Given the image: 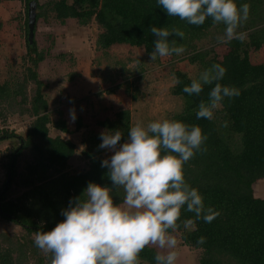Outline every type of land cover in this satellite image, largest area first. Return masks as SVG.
I'll use <instances>...</instances> for the list:
<instances>
[{
    "label": "trees",
    "instance_id": "16d2710c",
    "mask_svg": "<svg viewBox=\"0 0 264 264\" xmlns=\"http://www.w3.org/2000/svg\"><path fill=\"white\" fill-rule=\"evenodd\" d=\"M19 1L23 5L19 28L25 36L28 65L24 74L9 69L0 80V117L16 113L32 120L23 135L7 129L0 134V143L11 138L19 142L4 162L0 218L19 224L27 233L11 237L0 233V264H50L51 254L35 247L31 234L47 231L61 221L62 209L90 181L111 186L107 169L100 166V133L119 129L123 143L131 127V114L128 109H119L112 117L99 120L97 126L101 130L91 132L83 142L81 155L88 160L87 168L77 173L68 171V160L76 147L70 139L49 135L50 124L61 132L69 129L62 117L51 118L38 73L45 55L37 49L34 36L32 43L28 42L27 0ZM237 2L250 5L249 18L238 29L247 32V37L243 42L218 43L216 37L223 33L222 24H214L210 18L200 26L188 24L168 16L156 0H35L33 34L40 20L47 23L51 19L64 25L70 19L83 27L95 22L99 29L96 45L102 51L124 45L140 47L149 56L155 39L151 26L185 33L183 39L168 38L185 49L182 54L169 57L188 60L196 70L193 75L178 68L173 70L170 93L181 100V107L168 119L198 125L206 135L202 150L184 165V174L186 181L202 194L205 206L220 213L211 223H205L181 210L175 232L183 244L200 251L197 264H264V197L255 196L253 190V184L264 179V63H253L250 58L251 52L264 47V0ZM2 26L0 19V29ZM220 46L224 47L221 55L216 50ZM213 63L227 69L220 83L235 86L240 95L226 98L214 110L212 120H197V105L201 100L207 101L212 85H205L198 96H189L182 88ZM29 83L34 84L31 93L27 90ZM123 86L130 93L132 83L126 80ZM135 97L132 94V99ZM75 127H81L79 118ZM20 156H25V163L19 171ZM12 184L23 192L9 199L7 192ZM122 196V190L119 195L113 193L114 203H120ZM188 219L193 223L186 228L184 221ZM201 236L206 238L202 245L197 243ZM156 252L154 247L146 246L139 253V264H155Z\"/></svg>",
    "mask_w": 264,
    "mask_h": 264
},
{
    "label": "clouds",
    "instance_id": "9594fccd",
    "mask_svg": "<svg viewBox=\"0 0 264 264\" xmlns=\"http://www.w3.org/2000/svg\"><path fill=\"white\" fill-rule=\"evenodd\" d=\"M168 16L200 26L210 18L224 26L218 43L245 41L247 32L238 29L248 20L250 5L237 0H156ZM154 35L150 60L180 55L185 49L175 39L185 33L164 26L150 27ZM226 67L213 63L191 78L182 91L199 95L212 85L207 101L197 105L196 118L212 120L214 110L223 101L240 95L235 86L221 84ZM179 83V81H177ZM75 119V113H70ZM122 132L102 130L99 148L112 154L101 161L111 186L89 182L82 192L70 198L62 209L63 219L47 231H36L34 246L51 254L50 264H139V253L148 245L160 249L155 264H176L175 232L181 210L193 213L197 220L211 223L220 213L206 207L202 194L185 179L184 165L194 157L207 139L198 125L177 119L136 123L121 143ZM123 196L114 203L113 193ZM192 219L184 221L187 228ZM205 237L198 238L203 244Z\"/></svg>",
    "mask_w": 264,
    "mask_h": 264
},
{
    "label": "rangeland",
    "instance_id": "374dc122",
    "mask_svg": "<svg viewBox=\"0 0 264 264\" xmlns=\"http://www.w3.org/2000/svg\"><path fill=\"white\" fill-rule=\"evenodd\" d=\"M22 10L19 0L0 2V19L3 22L0 29V80L9 69L24 74L28 65L25 36L19 28ZM41 21L34 32V40L37 49L45 55L38 67L42 91L48 100L51 118L62 117L69 129V132H61L50 124L49 135H59L74 142L76 149L68 160L70 173L87 168L88 160L81 155V150L89 134L101 130L97 126L99 120L112 117L119 109H128L132 127L136 123L146 125L153 120L168 119L180 109L181 100L170 93V87L174 84L175 68L189 75L195 73L196 66L188 60L159 57L153 61L142 48L124 45H113L102 51L96 45L99 29L95 22L83 27L70 19L64 25L51 19L47 23ZM216 50L221 55L224 47H217ZM250 58L253 63H264V47L251 52ZM126 80L132 83L130 93H126L123 86ZM33 87L34 84H28L29 93ZM132 94L135 99H132ZM58 110L61 114L57 113ZM71 112L75 113L74 120ZM77 118L81 122L79 129L75 127ZM31 120L29 116L15 113L6 118L0 117V124L8 131L23 135ZM18 143L15 138L0 143V188L6 175L4 162ZM111 154L102 149L100 156L105 159ZM24 160L25 156L18 157L17 170H22ZM253 190L255 196L264 197V179L256 181ZM22 192V188L12 184L7 198L14 199ZM0 233L11 237L27 232L19 224L0 218ZM171 234L177 239L176 264H197L200 251L183 244L178 232Z\"/></svg>",
    "mask_w": 264,
    "mask_h": 264
},
{
    "label": "water",
    "instance_id": "95a60500",
    "mask_svg": "<svg viewBox=\"0 0 264 264\" xmlns=\"http://www.w3.org/2000/svg\"><path fill=\"white\" fill-rule=\"evenodd\" d=\"M36 15V3L35 0H27V38L31 44L33 41V28Z\"/></svg>",
    "mask_w": 264,
    "mask_h": 264
},
{
    "label": "built area",
    "instance_id": "2783aa9c",
    "mask_svg": "<svg viewBox=\"0 0 264 264\" xmlns=\"http://www.w3.org/2000/svg\"><path fill=\"white\" fill-rule=\"evenodd\" d=\"M3 129H5L4 126L0 124V134L2 133Z\"/></svg>",
    "mask_w": 264,
    "mask_h": 264
}]
</instances>
